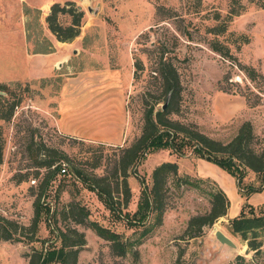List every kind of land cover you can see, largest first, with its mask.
Wrapping results in <instances>:
<instances>
[{"label":"rangeland","instance_id":"obj_1","mask_svg":"<svg viewBox=\"0 0 264 264\" xmlns=\"http://www.w3.org/2000/svg\"><path fill=\"white\" fill-rule=\"evenodd\" d=\"M66 1L83 12L79 28L81 44L70 55L68 68L57 67L33 80L15 79L28 73L30 63L26 53L46 47L50 33L45 16L50 5H63ZM66 1L37 9L23 0H0V84L8 88L12 100L19 101L10 120L0 121L4 141L0 160V216L20 227L17 241L0 240V264H27L33 251L76 240L78 236L72 229L83 238V244L73 247L77 248L75 264H264V234L259 238L260 252L254 255L246 245L242 246L244 242L230 234L226 216L203 226L196 236L189 237L190 233H186L189 217L206 211L208 193L217 189L213 179L192 173L200 158L189 150L184 156H177L167 148H157L141 158L134 167L135 173L129 167L125 178L129 189L126 204L116 192L120 178L113 173L120 151L140 133L143 105L154 99L155 95L143 92L150 89L151 70L163 46L164 57L174 64L182 87L178 111L169 115L171 119L193 125L202 134L221 142L230 140L239 124L248 121L254 134L264 140V95L259 104L250 106L236 93L240 90L249 94L250 101L257 93L236 64L252 66L264 75V9L248 6L229 22L228 31L248 37V43L238 49L229 44L235 58L232 60L209 48V36L203 30L211 24L209 18L214 10L225 11V0ZM156 8L162 9L156 13ZM57 20L64 26L69 16L58 14ZM218 39L225 41L222 36ZM135 60L141 62L142 68L133 78ZM103 65L119 66L131 73L125 98L126 137L119 145L63 135L53 123L60 78L56 72L64 75ZM224 76H227L225 83ZM224 86L234 93L222 91L220 88ZM160 105L154 104V110ZM39 144L54 150V154L49 152L57 165L52 173L49 170L54 165L48 170L37 166L42 156L37 152ZM58 152L66 154L67 159L58 157ZM166 161L176 164V172L165 180L160 222L154 224V213H150L143 221L128 224L122 216L127 214L130 218L141 187L151 184L152 169ZM72 167L83 175L71 172ZM98 177H104L108 183L118 211L110 210L96 190L87 185L89 179ZM20 178L24 180L19 181ZM44 180L46 184L40 193L39 185ZM243 183L257 184V179L247 171ZM259 197H264V193L254 199ZM37 201L38 216L34 219ZM79 207L86 210L82 223L74 219ZM88 221L117 233L127 244L125 254L113 255L109 242L97 236ZM215 230L224 233L236 247L220 244L214 238ZM189 232L193 233V228ZM236 255L242 258L236 259Z\"/></svg>","mask_w":264,"mask_h":264},{"label":"trees","instance_id":"obj_2","mask_svg":"<svg viewBox=\"0 0 264 264\" xmlns=\"http://www.w3.org/2000/svg\"><path fill=\"white\" fill-rule=\"evenodd\" d=\"M248 6L264 9V0H225V11L220 13L219 10H214L209 18L211 24L204 26V33L209 36L207 39L209 48L222 58L235 60L229 49V44L235 45L238 49L241 45L248 43L247 35L236 34L227 29L232 18L241 14ZM160 9L162 8H156V13ZM58 14H67L69 24L61 25L57 20ZM82 17V10L76 9L72 2L66 1L63 5L52 3L48 14L45 16V22L48 30L58 41H67L78 35ZM218 36H222L225 41H220ZM157 53L158 58L153 70H151V80L148 84L150 89L145 88L146 91L143 92V94L155 95L154 99L149 105H143L139 135L120 151L114 162L113 173H116L120 178L118 185H116V192L121 194L122 202L126 204L129 199V189L125 180L128 175L127 170L131 167L130 172L135 173V165L145 154L157 148H167L177 156H184L186 150H189L195 157L216 165L234 179L237 192L244 199V202L240 205L238 213L227 219L228 230L230 234L237 236L244 242L247 250L256 255L261 248L259 238L261 234H264V203L252 206L245 200L250 194L259 192L264 188V140L254 134L248 121L239 124L230 140L221 142L202 134L193 125H185L171 119L169 115L178 111L182 87L174 64L169 58L164 57V46ZM236 65L257 91L253 94L255 98L251 101L249 94H243L240 90L236 93L241 94L250 106L259 104L264 95V75L252 66ZM133 67L132 76L136 78V71L142 68L141 62L135 60ZM222 80L225 83L227 76H224ZM220 89L229 92V87L224 86ZM248 92L253 93L252 90H248ZM9 94L8 88L4 84H0V121L2 122L10 120L14 108L19 103L18 100H12ZM157 102H160L161 105L165 104L164 108L161 109L160 105L159 109L154 110V104ZM3 143L0 126V160ZM37 152L42 155L37 161V166L46 170L50 169L54 165V159L49 152L54 154V150H49L39 144ZM58 154V157L67 159L63 152H58ZM56 167L57 165H54L49 173H52ZM247 171L254 174L257 184L243 183ZM71 172H75L78 176L83 175L75 167H72ZM175 172L176 164L174 162L166 161L156 165L151 171L150 186L141 187L135 210L131 213L130 218L125 214L122 216L123 219L128 224L132 221L141 222L147 218V215L154 213V224H158L163 212L165 180L169 174H175ZM22 180L24 179H19V181ZM139 182L140 184L143 183L141 179ZM45 184L46 180L39 185L40 193ZM87 185L90 189L96 190L110 210L118 211L115 199L111 195L110 187L105 182L104 177L89 179ZM208 196L207 210L201 214L190 216L187 221L186 233H190L188 234L189 237L196 236L203 226L211 225L218 217L226 214L228 199L224 192L217 186L215 191L208 193ZM34 206V219H36L38 201L34 203ZM77 211L78 215L74 219L77 223H82L86 217V210L79 207ZM87 225L97 236L109 242L110 251L113 255L123 256L125 254L127 244L122 241L117 233L100 226L95 221H88ZM191 228H193V233L189 232ZM19 229L20 227L16 223L0 216V240L17 241L16 235ZM71 232L78 236L76 240L62 242L59 247L50 246L42 249L43 251H33L28 256L27 264H75L77 248L73 247L83 244V238L82 234L77 233L74 229ZM61 236L65 237L64 234ZM235 258L241 259L242 256L236 255Z\"/></svg>","mask_w":264,"mask_h":264},{"label":"crops","instance_id":"obj_3","mask_svg":"<svg viewBox=\"0 0 264 264\" xmlns=\"http://www.w3.org/2000/svg\"><path fill=\"white\" fill-rule=\"evenodd\" d=\"M23 1L41 9L44 4L50 5L52 2L66 0ZM68 24L69 21L66 25ZM49 33L50 37L46 39L44 50L26 53L27 63H30L27 65L28 73L15 79L33 80L50 74L57 67L58 70L63 65L68 68L70 55H73L81 44L82 30L67 41H58L50 31ZM56 76L60 78L53 108L55 129L63 135L94 143L121 144L126 137L125 98L131 81L130 71H125L119 66L103 65L76 69L64 75L62 72H56ZM192 173L198 177H208L216 181L217 186L228 199V208L224 216L232 218L238 213L244 199L238 194L234 179L230 175L216 165L201 159L196 160V170ZM263 193L264 188L250 194L245 202L252 206L262 204L264 197L256 200L254 197L261 196ZM242 246L245 247V244Z\"/></svg>","mask_w":264,"mask_h":264},{"label":"water","instance_id":"obj_4","mask_svg":"<svg viewBox=\"0 0 264 264\" xmlns=\"http://www.w3.org/2000/svg\"><path fill=\"white\" fill-rule=\"evenodd\" d=\"M165 104L161 105V109L164 108ZM214 238L220 243V244H224L226 246H229L231 248H235L236 245L233 243V241L228 238L224 233H222L220 230H215L214 231Z\"/></svg>","mask_w":264,"mask_h":264},{"label":"built area","instance_id":"obj_5","mask_svg":"<svg viewBox=\"0 0 264 264\" xmlns=\"http://www.w3.org/2000/svg\"><path fill=\"white\" fill-rule=\"evenodd\" d=\"M64 170H65L64 167H61V168H60V171H61V172H64Z\"/></svg>","mask_w":264,"mask_h":264}]
</instances>
